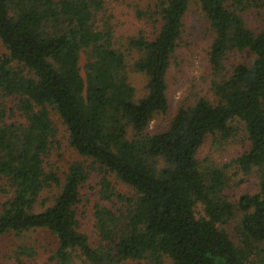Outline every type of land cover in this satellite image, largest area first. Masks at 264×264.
<instances>
[{"label": "trees", "instance_id": "16d2710c", "mask_svg": "<svg viewBox=\"0 0 264 264\" xmlns=\"http://www.w3.org/2000/svg\"><path fill=\"white\" fill-rule=\"evenodd\" d=\"M130 1L0 0V182L10 196L0 237L48 230L58 264H264V28L242 16L264 0H198L215 34V102L198 98L153 134L170 109L167 75L193 0H161L153 26L127 35L117 13ZM236 53L246 61L227 66ZM129 71L144 77L143 95ZM55 115L90 167L50 169ZM237 121L248 148L235 163L255 174L258 191L235 199L229 166L199 152L208 136L227 140ZM96 166L99 240L82 231L77 210ZM111 177L134 193H117Z\"/></svg>", "mask_w": 264, "mask_h": 264}, {"label": "rangeland", "instance_id": "374dc122", "mask_svg": "<svg viewBox=\"0 0 264 264\" xmlns=\"http://www.w3.org/2000/svg\"><path fill=\"white\" fill-rule=\"evenodd\" d=\"M161 0H131L118 11L122 23L119 25V33H131L138 30H149L152 20L157 19L158 4ZM117 7V3L114 2ZM151 7V9L149 8ZM139 12L141 13L139 15ZM147 13V14H145ZM245 22L253 31L264 28V8L248 9L242 13ZM120 35V34H119ZM126 35V36H127ZM121 36V35H120ZM214 31L202 10L201 3L193 0L183 18L182 36L178 49L173 57L170 71L167 75L168 97L170 109L166 115L156 117L151 123L148 132L158 133L165 130L174 115L181 107L193 104L198 98L203 97L215 102L212 81L214 77L209 61L210 46L214 39ZM1 51V48H0ZM245 54L236 53L228 57L226 65L244 62ZM130 81L141 96L145 93L146 81L142 75L129 71ZM55 124V137L52 139L50 153L46 162L51 167L59 169L63 175L70 165L79 162L87 167L91 162L77 154L69 145L67 133L58 116H52ZM233 133L227 140H221L220 135L208 136L203 147L200 149L199 158L210 161L212 166L226 168L228 177L227 191L232 198H239L245 193H256L258 191V179L255 174H245L235 163L248 148L245 128L242 123L232 124ZM49 170V167H48ZM91 171L90 179L83 185L81 191V203L77 210L80 215L82 231L92 236L93 240H99L95 224V203L100 200V181L104 174L96 166ZM117 193L131 196L134 192L118 180L109 178ZM7 188L6 184L0 182V212L3 204L10 196L2 193ZM53 192H56L53 189ZM48 193V192H47ZM46 193V194H47ZM45 194V195H46ZM49 195L43 196L45 198ZM41 205V204H40ZM199 215H203L202 208H198ZM233 235V226L224 227ZM59 247L58 240L54 234L45 229L32 230L21 234L8 233L0 237V264H58L54 259ZM125 264H139L129 261Z\"/></svg>", "mask_w": 264, "mask_h": 264}]
</instances>
